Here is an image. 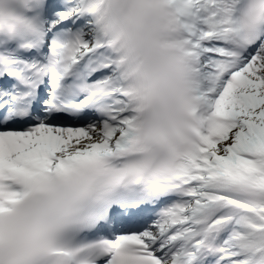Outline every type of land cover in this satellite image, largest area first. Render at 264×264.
Returning <instances> with one entry per match:
<instances>
[{
  "label": "snow or ice",
  "instance_id": "6c2138e0",
  "mask_svg": "<svg viewBox=\"0 0 264 264\" xmlns=\"http://www.w3.org/2000/svg\"><path fill=\"white\" fill-rule=\"evenodd\" d=\"M0 264H264V0H0Z\"/></svg>",
  "mask_w": 264,
  "mask_h": 264
}]
</instances>
